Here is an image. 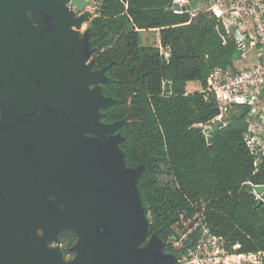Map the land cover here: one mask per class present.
I'll return each mask as SVG.
<instances>
[{
	"label": "water",
	"instance_id": "obj_1",
	"mask_svg": "<svg viewBox=\"0 0 264 264\" xmlns=\"http://www.w3.org/2000/svg\"><path fill=\"white\" fill-rule=\"evenodd\" d=\"M95 1L0 0V264H181L149 235L125 121H102L117 100L81 31ZM62 230L78 235L69 262L47 246Z\"/></svg>",
	"mask_w": 264,
	"mask_h": 264
},
{
	"label": "trees",
	"instance_id": "obj_2",
	"mask_svg": "<svg viewBox=\"0 0 264 264\" xmlns=\"http://www.w3.org/2000/svg\"><path fill=\"white\" fill-rule=\"evenodd\" d=\"M189 1L191 10L183 12L173 11L174 0L99 5L89 25L92 59L94 69L107 68L103 93L117 100L103 120L125 121L121 148L129 167L145 165L138 187L149 235L156 233L166 252L184 250L171 242L181 236V215L200 213L230 252L257 254L264 264V192L256 191L264 185V155L256 164L246 140L248 112L216 120L218 103L207 91L212 71L231 67L241 52L210 10L217 0ZM145 30H158L168 58L159 45L142 42Z\"/></svg>",
	"mask_w": 264,
	"mask_h": 264
},
{
	"label": "built area",
	"instance_id": "obj_3",
	"mask_svg": "<svg viewBox=\"0 0 264 264\" xmlns=\"http://www.w3.org/2000/svg\"><path fill=\"white\" fill-rule=\"evenodd\" d=\"M233 8L241 17L251 21L254 40L261 49V59L257 64L238 71L220 67L212 71L207 79V91L215 97L218 103L219 114L216 120L228 118L244 106H254L255 94L264 90V0L237 1ZM210 10L218 17L223 15L218 3H215ZM233 37L240 52L244 53L247 49L244 34L237 33ZM246 140L253 153L257 155L259 151L264 153V148H259L249 133H246ZM259 161L260 156L258 155L256 164ZM176 228L182 229L181 236L171 242L176 249H184L180 254H176L180 263L186 261L188 264H198L200 261L224 256L226 240L211 232L204 222L203 214L197 213L193 217H188L185 212L176 223ZM193 239L195 240L194 246H185L186 241ZM237 247L238 245L234 246L235 249Z\"/></svg>",
	"mask_w": 264,
	"mask_h": 264
},
{
	"label": "crops",
	"instance_id": "obj_4",
	"mask_svg": "<svg viewBox=\"0 0 264 264\" xmlns=\"http://www.w3.org/2000/svg\"><path fill=\"white\" fill-rule=\"evenodd\" d=\"M237 1L241 0H217L223 11V15L220 17L223 20L225 28L229 36H234L237 33L244 34L247 43V49L244 53L241 52L240 57L234 61L231 68L234 71H238L242 68L255 65L261 59V49L258 43L254 40V34L252 32V23L249 19L245 17H241L236 10H234L233 6ZM190 4L189 0H174L172 4V9L175 12H183L187 10L185 7ZM191 5V4H190ZM99 8V7H98ZM145 31H157L158 30H145ZM159 47L163 48L160 45L159 39ZM162 52L168 58L170 56V52L165 48L166 51ZM248 114H249V128L247 133L254 139L256 145L259 148H264V90L260 93L255 94V104L254 106H247ZM258 155H264L262 151H259ZM262 185L256 186V191L260 193L258 187ZM237 254V253H236ZM262 256V255H261ZM233 258L236 259V264H243L244 260H249L248 264H262L260 256L257 254H237V255H228L225 257H221V260L225 262V264L232 263Z\"/></svg>",
	"mask_w": 264,
	"mask_h": 264
},
{
	"label": "rangeland",
	"instance_id": "obj_5",
	"mask_svg": "<svg viewBox=\"0 0 264 264\" xmlns=\"http://www.w3.org/2000/svg\"><path fill=\"white\" fill-rule=\"evenodd\" d=\"M103 0H98V1H95L92 5L88 6L86 9L87 11L90 12V15L87 19V21L84 23L83 25V30L82 31H85L89 25H90V22L92 21V19L98 15V7L99 5L102 3ZM141 38H142V42L144 44H149V45H159V39H160V34L159 32L157 31H142L141 32ZM163 49V51H166L165 48H161ZM205 129H208V128H211L210 125H202ZM161 180H163L164 182H169L170 179L167 175H162L161 176ZM70 231V230H69ZM68 233V232H67ZM78 241V235L73 232V231H70L69 235L65 234V235H61L60 236V241L58 242V244L65 248V253L67 255V259H71L72 257L75 256V251H73V249H71V247H73ZM55 243H52V241L50 242L49 246H53ZM226 246V245H225ZM235 249V248H234ZM228 253L229 255H237L236 253H232L228 250L227 246H226V251L225 253L223 254L224 256L222 257H225L227 256ZM64 261H68V260H65ZM249 260H244V263L243 264H248L246 262H248ZM232 263L230 264H236V259L233 258V260L231 261ZM181 264H188V262H181ZM198 264H225V262L223 260H221V257H213L212 259H209L207 261H204V262H199Z\"/></svg>",
	"mask_w": 264,
	"mask_h": 264
},
{
	"label": "flooded vegetation",
	"instance_id": "obj_6",
	"mask_svg": "<svg viewBox=\"0 0 264 264\" xmlns=\"http://www.w3.org/2000/svg\"><path fill=\"white\" fill-rule=\"evenodd\" d=\"M85 10H87V9H85ZM89 28V27H88ZM83 30V29H82ZM81 30V31H82ZM84 33V32H83ZM83 33H82V35H83ZM6 111H7V108L6 107H2V106H0V123H3V121L5 120V113H6ZM103 112L105 111V110H102ZM105 113V112H104ZM102 121H104L103 120V117H102ZM104 122H106V121H104ZM18 147H21V146H18ZM7 155H4V157H6ZM16 161L17 162H22V163H25L24 161H22L21 159H19V158H17L16 159ZM51 199H54L53 197H50ZM62 208H64L63 206H61ZM67 231H69V230H62L60 233H59V237H58V239L59 240H55L54 238H50V239H48L47 240V246L49 247V248H57V247H60L61 248V252H62V254H63V257H62V260H68V261H66V262H69V261H71L74 257H72L71 259H67V255H66V253H65V248H63V247H61L59 244H58V242L60 241V236L62 235V234H64V232H67ZM37 233H38V235L39 236H42L43 235V233H44V230L43 229H38V231H37ZM70 233V232H69ZM52 241V243H55L52 247L51 246H49V244H50V242ZM73 247H71V249H72Z\"/></svg>",
	"mask_w": 264,
	"mask_h": 264
}]
</instances>
